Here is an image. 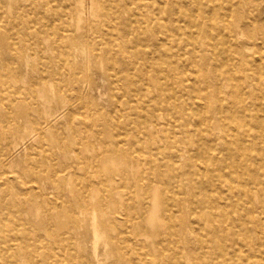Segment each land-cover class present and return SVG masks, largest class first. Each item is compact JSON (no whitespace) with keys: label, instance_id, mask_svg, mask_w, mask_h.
I'll use <instances>...</instances> for the list:
<instances>
[{"label":"bare ground","instance_id":"bare-ground-1","mask_svg":"<svg viewBox=\"0 0 264 264\" xmlns=\"http://www.w3.org/2000/svg\"><path fill=\"white\" fill-rule=\"evenodd\" d=\"M0 264H264V5L0 0Z\"/></svg>","mask_w":264,"mask_h":264},{"label":"rangeland","instance_id":"rangeland-1","mask_svg":"<svg viewBox=\"0 0 264 264\" xmlns=\"http://www.w3.org/2000/svg\"><path fill=\"white\" fill-rule=\"evenodd\" d=\"M256 2H258L261 6L264 5V0H255Z\"/></svg>","mask_w":264,"mask_h":264}]
</instances>
